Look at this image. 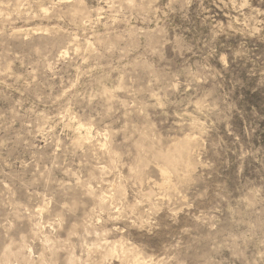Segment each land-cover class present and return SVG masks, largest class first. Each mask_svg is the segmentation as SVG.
Returning a JSON list of instances; mask_svg holds the SVG:
<instances>
[{
	"label": "rangeland",
	"instance_id": "obj_1",
	"mask_svg": "<svg viewBox=\"0 0 264 264\" xmlns=\"http://www.w3.org/2000/svg\"><path fill=\"white\" fill-rule=\"evenodd\" d=\"M0 264H264V0H0Z\"/></svg>",
	"mask_w": 264,
	"mask_h": 264
},
{
	"label": "bare ground",
	"instance_id": "obj_2",
	"mask_svg": "<svg viewBox=\"0 0 264 264\" xmlns=\"http://www.w3.org/2000/svg\"><path fill=\"white\" fill-rule=\"evenodd\" d=\"M81 128V127H80ZM146 136V135H145ZM147 137V136H146ZM191 141L190 140H186V141H183V142H179V144H177L174 149H173V152L171 153V155L169 154L168 157H173V158H182L185 156V158L187 159V157L189 156L190 154V146H191ZM168 154V153H167ZM165 154V155H167ZM162 158H164V156H162ZM178 159H176L178 161ZM183 159V158H182ZM181 159V160H182ZM167 160V158L165 159ZM171 160V159H170ZM174 160V159H173ZM184 160V159H183ZM182 160V161H183ZM164 162V161H163ZM167 162V161H166ZM172 162V161H171ZM171 164H174L173 162ZM187 164V163H186ZM169 166H171L169 164ZM179 166V165H178ZM189 166V165H188ZM172 168V167H171ZM173 170V169H172ZM169 167L168 168H164L162 170V174L165 176V177H169L170 174L172 173V171ZM177 170V169H176ZM175 173V172H174ZM104 200V199H103ZM104 205V204H103ZM115 249V248H114ZM112 254V253H111Z\"/></svg>",
	"mask_w": 264,
	"mask_h": 264
}]
</instances>
